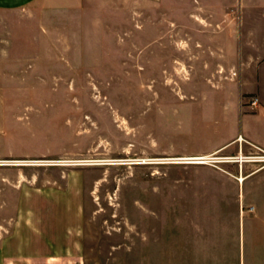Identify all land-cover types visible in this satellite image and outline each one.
Masks as SVG:
<instances>
[{"label":"crops","instance_id":"0c3cea01","mask_svg":"<svg viewBox=\"0 0 264 264\" xmlns=\"http://www.w3.org/2000/svg\"><path fill=\"white\" fill-rule=\"evenodd\" d=\"M184 1L0 0V159L48 154L24 149L25 141L12 126L16 107L25 105L9 100V92L99 89L87 76L120 74V60L125 59L143 57L150 64L157 58L173 59L162 47L171 44L187 54L189 43L195 52L185 57L195 59V66L176 61L159 73L186 70L190 79L145 83V90L159 86L165 94L145 100L143 112L153 123L145 127L143 145L136 149L150 156L231 154L238 146L247 151L250 144L264 150V0L219 6L190 0L187 12ZM249 10L255 17L244 18ZM140 14L142 24L137 22ZM184 14L195 21V36L163 33L165 28H183ZM141 26L145 31L137 41L135 30ZM152 28L160 33H149ZM131 32L135 37L125 41L123 36ZM137 42L142 47L136 49ZM125 43L131 49L120 50ZM143 69L152 73L151 66ZM77 77L86 86H73ZM135 138L129 135L133 147ZM3 166L0 201L8 186ZM221 166H190L185 168L189 177L174 179L168 170L178 168H167L160 180L165 214H195V259L190 264H264V167L244 164L239 179L236 165ZM168 204H175L171 213ZM0 217V264H84L69 239L80 233L77 228L53 227L48 218V225L32 223L10 232L6 218ZM170 234L174 237L160 239L165 255L161 264H184L187 260L178 257L182 238Z\"/></svg>","mask_w":264,"mask_h":264},{"label":"rangeland","instance_id":"374dc122","mask_svg":"<svg viewBox=\"0 0 264 264\" xmlns=\"http://www.w3.org/2000/svg\"><path fill=\"white\" fill-rule=\"evenodd\" d=\"M225 1L236 0H199L204 5L212 2L217 6ZM190 7V0H185L184 11ZM247 17H255V11L249 10L244 14ZM137 22L143 23L142 14L137 16ZM183 22V28H165L163 33L195 36V21L184 14ZM144 31L142 26L136 28L137 41ZM148 32L160 33L156 28ZM123 37L128 41L135 36L131 32ZM138 47H142V42L136 43ZM119 49H131V44H121ZM162 50L176 58H157L151 64L143 57L120 60L124 62L120 74L87 76L88 82L99 89L9 92V100L25 105L16 107L18 117L12 126L25 141L24 149L48 152L44 156L0 159L7 170L8 184L7 196L0 201V216L6 218L3 222L10 232L32 223L48 225V218L53 227L77 228L80 233L69 235V239L77 244L73 250L83 257L84 264H161L165 255L160 239L179 233L183 244L178 257L187 260L184 264L195 259L191 245L195 239V214H165L168 210L160 192L161 176L172 166L178 168L168 170V177L174 179L189 177L185 168L190 166L222 169V164L159 162V158L175 156H150L136 149L143 145L145 127L153 123L150 115L143 112L145 100L150 94L153 98L165 94L159 86L151 92L145 90V83L186 81L191 78L186 70L184 74L172 75L160 74L159 69L176 61L184 67L195 66V59L185 57L188 52H195L192 43L186 46L187 54L178 53L171 44ZM145 65L152 67L151 74L144 73ZM81 78L77 77L73 86H86ZM158 127L159 136L162 130ZM129 135L136 137L135 141L132 139L135 147L129 144ZM250 145L247 151L238 146L235 153L227 155L239 151L262 154V148ZM230 164L238 167L239 179L244 164L264 167V161ZM173 206L168 204L169 213Z\"/></svg>","mask_w":264,"mask_h":264},{"label":"built area","instance_id":"2783aa9c","mask_svg":"<svg viewBox=\"0 0 264 264\" xmlns=\"http://www.w3.org/2000/svg\"><path fill=\"white\" fill-rule=\"evenodd\" d=\"M256 99L251 100V105H255ZM239 142L245 141L241 137L238 138ZM262 154H243L239 151L237 154L234 155H227L224 154L219 155V152H213L209 154H200L194 156H175V157H164L159 158V162H168V163H192V164H209V165H217L224 163H238L241 164L247 161H264V150H261ZM146 162L148 160H142ZM152 161V160H151Z\"/></svg>","mask_w":264,"mask_h":264}]
</instances>
